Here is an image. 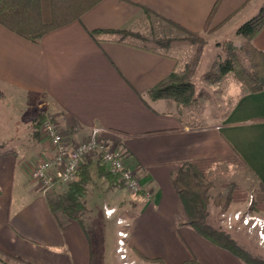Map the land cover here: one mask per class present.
Here are the masks:
<instances>
[{"label":"crops","instance_id":"obj_1","mask_svg":"<svg viewBox=\"0 0 264 264\" xmlns=\"http://www.w3.org/2000/svg\"><path fill=\"white\" fill-rule=\"evenodd\" d=\"M262 7L264 0H102L37 42L0 24V149L8 152L0 156V246L33 264H102L94 231L54 216L48 192L31 180L32 168L53 156L49 142L34 135L35 118L46 113L72 143L101 129L121 147L128 168L140 180L143 191L132 194L123 184H110L103 175L109 170L98 156L83 163L92 176L86 212L98 195L110 196L98 217L106 224L116 218V250L118 232L124 230L129 254L139 263L162 259L183 264L193 255L201 264H244L191 227L179 226L181 201L173 176L186 162L237 156L264 188V90H243L229 110L216 118L204 111L196 119L187 106L149 96L159 83L185 69L190 56L182 45L192 44L164 46L177 51L170 54L133 40L171 35L175 29L185 37L204 34L208 43L234 32ZM96 31L134 35H92ZM254 46L264 52V29ZM123 208L136 215L121 213ZM110 210L112 216L106 214Z\"/></svg>","mask_w":264,"mask_h":264},{"label":"trees","instance_id":"obj_2","mask_svg":"<svg viewBox=\"0 0 264 264\" xmlns=\"http://www.w3.org/2000/svg\"><path fill=\"white\" fill-rule=\"evenodd\" d=\"M101 1L0 0V24L25 39L37 42L45 34L80 19L82 15ZM263 29L264 7L237 30L236 35L242 39L240 43L227 41L222 44L226 48V54L222 60H218L214 64L218 72L206 74L204 80L216 84L221 82L226 75L233 73L246 93L262 92L264 90V52L254 46V40ZM111 33L125 35L127 32L96 31L92 35ZM201 35L204 34H188L186 38L176 40L177 42L185 41L195 45L197 47L196 55L184 70L171 74L150 91L149 96L152 100L168 99L183 106L196 103V85L192 78L196 75L204 47L207 45L206 40ZM171 43L164 42V44ZM2 97H4V92L0 89V98ZM44 115L40 114L35 118V136L40 134ZM6 153L8 152H3L0 149V156ZM221 164L245 170V164L236 156L186 162L174 174L173 185L181 201L179 226L191 227L200 236L229 252L244 264H264L263 260L252 256L248 250L240 246L228 230L215 227L211 223L209 193L212 186L206 182V178L211 170ZM103 175L112 186L121 188L122 181L119 176L110 171L104 172ZM91 181L89 166L82 165L77 180L67 185V190L64 193L55 194V189L48 191L47 203L52 214L56 217L63 215L69 221L82 224L83 216L86 213L85 197ZM223 188V192L215 199V204L221 211L229 209L233 204L244 203L249 200V193L233 181L224 183ZM254 195L255 205L264 211V188L259 186ZM0 252L10 260L21 264H33L8 252L1 246ZM146 261L150 264H166L162 259ZM183 264L201 263L192 255L190 260Z\"/></svg>","mask_w":264,"mask_h":264},{"label":"rangeland","instance_id":"obj_3","mask_svg":"<svg viewBox=\"0 0 264 264\" xmlns=\"http://www.w3.org/2000/svg\"><path fill=\"white\" fill-rule=\"evenodd\" d=\"M256 15V14H255ZM253 16H248L243 22H239L236 26V30L234 32H229L230 34H221L219 36H215L208 40L207 46L204 47V52L202 54V58L200 61V65L196 71V75L192 78V81L196 85V103L194 105L187 106V112L191 115L197 116L205 111L208 117L216 118L220 113L225 112L230 109L232 101L234 98L239 97V95L243 92L242 85L238 82L233 73L226 75L224 78V83L220 84H212L206 82L204 77L206 74L217 73L218 70L215 68L214 64L218 60H222L226 54V48L223 47L222 44L217 45L218 43L223 42V40L232 39L234 36V42L236 44L240 43L242 39L237 37V30L244 23L252 19ZM167 29V28H166ZM173 30V29H171ZM129 35H134L131 32H127L123 37H127ZM170 35V34H169ZM169 35L163 36L161 33L158 35L149 36L148 39H139L133 40L137 42V44L142 45L147 48L163 50L170 54L176 53L177 51L174 48H165L168 44H164V42H172L178 43L176 40H180L182 38H186L181 34L178 30L174 29V34L172 33L170 36L175 37L176 39H168ZM231 35V36H229ZM141 37V36H139ZM205 40L207 39L206 35H201ZM176 41V42H175ZM178 46V45H177ZM176 46V47H177ZM186 48V56H190V62H192L193 58L196 55L197 47L195 45H191L189 48L188 44H184ZM184 59V58H183ZM223 80V79H222ZM114 146L117 145V142L113 140ZM31 177V176H30ZM233 181L239 185H241L248 193L249 200L244 203L233 204L229 209L221 211L215 204L216 197L223 192V185L226 182ZM206 182L211 184V191L209 193V201H210V220L213 226L223 228L229 231L232 237L236 240V242L244 247L249 253L258 257L260 260L264 261V240L262 237L264 236V211H261L257 205H255V195L254 192L258 190L259 184H257L249 175L245 172V170L233 167L228 168L226 165H218L213 170H211L206 178ZM39 185V184H37ZM90 185V184H89ZM41 188V187H40ZM59 188V187H57ZM56 188V189H57ZM67 189H63V191L54 192L55 194H60L61 192H65ZM88 191V189H87ZM44 192V191H43ZM46 193V192H45ZM131 193V192H130ZM52 194V192H51ZM87 195V194H86ZM86 199V197H85ZM110 200L109 195H98L95 201H92L90 208L83 216L82 224H85L88 229L93 230V236H96L97 244L99 247V255L102 259V264H121L119 261V256L117 255L116 250V218L112 217V223L108 222L107 224L103 222L101 218L98 216L101 213L103 203L105 201ZM121 213H130L131 215H136V211L134 209L123 208ZM238 214L241 220L233 223L232 228L227 226L225 222L226 219L222 217L223 214ZM95 215V218H93ZM252 218L251 224L249 226L244 225L243 221L245 218ZM253 222H259V225L256 228L252 226ZM118 224V223H117ZM252 226V227H251ZM123 229L126 228L125 225L122 226ZM97 231V232H96ZM263 232V236H262ZM128 250V249H127ZM129 253V250H128ZM130 259L132 260L134 257L129 254ZM137 262V261H136ZM0 264H21L19 262L10 260L5 255L0 252ZM137 264H144L139 263Z\"/></svg>","mask_w":264,"mask_h":264},{"label":"built area","instance_id":"obj_4","mask_svg":"<svg viewBox=\"0 0 264 264\" xmlns=\"http://www.w3.org/2000/svg\"><path fill=\"white\" fill-rule=\"evenodd\" d=\"M40 135L50 144L53 156L40 160L31 170V180L41 187L44 192L56 189L60 186H67L78 178L79 171L84 161L89 157L98 156L103 165L112 173L119 176L123 187L132 194H139L143 191L140 180L128 168V163L124 151L108 139L99 128H94L90 136L79 143H72L65 139L57 123L50 114L44 115L40 127ZM149 196V193H146ZM108 216H112L113 210L107 211ZM227 226L232 228L234 222L241 220L238 214H223ZM252 218L246 217L244 225L249 226ZM118 221V224H123ZM259 222H253L252 226L257 227ZM251 226V227H252ZM259 226H262L260 224ZM264 231V230H260ZM117 254L121 264H137L131 260L126 245L128 233L124 230L118 232ZM263 236V232H262ZM264 240V236L262 237Z\"/></svg>","mask_w":264,"mask_h":264}]
</instances>
